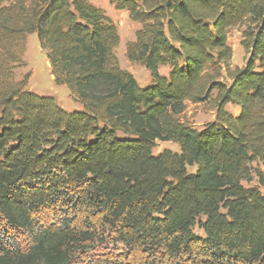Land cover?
I'll use <instances>...</instances> for the list:
<instances>
[{"label":"trees","instance_id":"16d2710c","mask_svg":"<svg viewBox=\"0 0 264 264\" xmlns=\"http://www.w3.org/2000/svg\"><path fill=\"white\" fill-rule=\"evenodd\" d=\"M109 3L140 25L126 57L145 88L100 8L0 0V264H264V195L241 185L264 186V0ZM235 28L247 59L230 70ZM30 34L82 111L16 79ZM206 101L212 122L180 121ZM156 142L180 151L153 155ZM105 242L125 252L89 256Z\"/></svg>","mask_w":264,"mask_h":264},{"label":"rangeland","instance_id":"374dc122","mask_svg":"<svg viewBox=\"0 0 264 264\" xmlns=\"http://www.w3.org/2000/svg\"><path fill=\"white\" fill-rule=\"evenodd\" d=\"M97 8H100L106 17H108L116 27L119 43L114 49V54L118 60L122 70L133 75L138 85L142 88L147 87L151 82L150 74L140 65L131 63L126 57V46L129 42L135 39V33L140 28V25L131 21L126 11L115 10L109 3V0H86ZM243 28H235L229 31L227 36V45L232 50V58L230 62V70L240 68L244 65L247 56L241 46V32ZM161 75H166L167 67H162L159 70ZM28 74L27 90L37 96L52 97L55 103L68 113L82 111L81 105L71 96L69 90L65 86H57L53 82L50 74V69L45 57V53L40 49L37 37L35 34H30L26 37L25 49L22 55V65L15 70L16 79H21ZM224 77V76H223ZM224 81L228 80L224 77ZM227 111L236 115L239 108L235 105H227ZM215 118V109L210 101L203 103L192 104L185 103L183 113L179 119L196 130H201L203 126L210 123ZM164 150L179 153V146L172 142H156L152 150L153 155H157ZM253 168H257L264 175V167L260 164H252ZM195 168H188L189 173L194 172ZM244 188L256 187L261 194L264 195V186L258 183L257 177L253 174L250 182H241ZM194 234L201 236L202 233L198 229H194ZM125 252L122 245L105 242L100 246H96L90 253V257H99L103 254L120 255Z\"/></svg>","mask_w":264,"mask_h":264}]
</instances>
